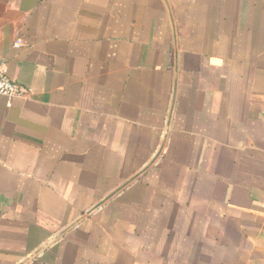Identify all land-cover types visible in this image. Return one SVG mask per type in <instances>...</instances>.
<instances>
[{
    "label": "crops",
    "instance_id": "obj_1",
    "mask_svg": "<svg viewBox=\"0 0 264 264\" xmlns=\"http://www.w3.org/2000/svg\"><path fill=\"white\" fill-rule=\"evenodd\" d=\"M2 61L0 264H264V0H0Z\"/></svg>",
    "mask_w": 264,
    "mask_h": 264
},
{
    "label": "built area",
    "instance_id": "obj_2",
    "mask_svg": "<svg viewBox=\"0 0 264 264\" xmlns=\"http://www.w3.org/2000/svg\"><path fill=\"white\" fill-rule=\"evenodd\" d=\"M16 47L21 45V41L16 42ZM30 93V88L12 80L8 75L7 63H0V97L5 98L7 106L18 98H26Z\"/></svg>",
    "mask_w": 264,
    "mask_h": 264
},
{
    "label": "water",
    "instance_id": "obj_3",
    "mask_svg": "<svg viewBox=\"0 0 264 264\" xmlns=\"http://www.w3.org/2000/svg\"><path fill=\"white\" fill-rule=\"evenodd\" d=\"M162 151V147H161V149H160V151L158 152V153H160ZM152 163V162H151ZM150 165V164H149ZM148 166H145V168L143 169V171L147 168ZM139 174H136L135 176H133L132 178H130L129 180H127L125 183H123L121 186H119L114 192H112L109 196H108V198H110V196H112V195H114L116 192H118L121 188H123L124 186H126L127 184H129L131 181H133L137 176H138ZM108 198H104L103 200H101V202L99 201V203L97 204V205H95V207L94 208H97V207H99L104 201H106ZM72 225H74V224H72ZM65 230H63L62 232H60L59 234H58V236L59 235H61L63 232H64ZM56 237V236H55ZM52 241V240H51ZM50 241V242H51ZM50 242H47L46 244H44V246L45 245H48ZM44 246H42L41 248H39V250H37V252L38 251H40Z\"/></svg>",
    "mask_w": 264,
    "mask_h": 264
}]
</instances>
